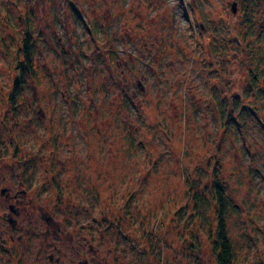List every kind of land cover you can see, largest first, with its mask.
Returning a JSON list of instances; mask_svg holds the SVG:
<instances>
[{"label": "rangeland", "instance_id": "rangeland-1", "mask_svg": "<svg viewBox=\"0 0 264 264\" xmlns=\"http://www.w3.org/2000/svg\"><path fill=\"white\" fill-rule=\"evenodd\" d=\"M28 33L35 75L11 111ZM249 34L264 50V0H0V187L27 188L28 206L13 214L0 195V264H214L217 182L237 207V264H264Z\"/></svg>", "mask_w": 264, "mask_h": 264}, {"label": "trees", "instance_id": "trees-1", "mask_svg": "<svg viewBox=\"0 0 264 264\" xmlns=\"http://www.w3.org/2000/svg\"><path fill=\"white\" fill-rule=\"evenodd\" d=\"M248 21L251 22V18H247ZM248 32V31H247ZM249 33V32H248ZM251 33V32H250ZM250 40H247V50H249L248 55H251L250 57V71L252 73L251 80L249 82V90L254 89L255 86H257V83L261 82L262 80L264 81V78H261L262 75H264V71L260 69L261 67V62L264 59V50L262 49V46L260 45L259 42L253 40L252 34H249ZM32 47V44L29 40V33L27 36L23 39V59L26 64V70L24 68L19 71V78L16 81L15 86L12 85L11 90H12V95L9 98L10 105L13 107L10 110H16V107H18L19 103V94L21 91V95L23 92V84L26 81L25 76H27V73H29V76H34L35 75V70L33 69V65L31 63V50L30 48ZM19 68V67H18ZM260 92V91H259ZM249 94V93H248ZM258 94H263L264 95V84L261 89V92ZM262 111V110H261ZM251 115L258 118L259 121L261 122V115L256 109H252L250 111ZM261 113V112H260ZM260 115V116H259ZM262 116H263V122H264V111H262ZM230 118V117H229ZM231 119V118H230ZM230 119H228L230 121ZM215 171V170H213ZM213 173V172H212ZM216 173V172H215ZM214 174V173H213ZM216 191L214 192L213 195V202H215L216 205V217H215V223L216 226L210 228V238H211V233H212V239L211 245L214 250V256H215V262L214 264H237V253L235 252L232 244V238H230V235L227 232V222L226 218L228 217V214L230 212H233L237 210L236 205L231 204L232 202H229L226 198H224V185H222L221 182H217L215 184ZM194 201L196 202V205L194 206V214H192L190 217L191 219L194 217L200 220V217H202V213L199 211V205L197 206V203L199 202L204 203L205 200L204 198H201L199 195H197L196 192L193 194ZM201 198V199H199ZM183 209L180 208L179 211H182ZM189 217V218H190ZM188 220V219H187ZM187 222V221H186ZM195 223V222H194ZM214 234V235H213ZM192 235V234H191ZM191 237V242L193 243L195 240L199 241L197 238V235H192ZM192 245V244H191ZM190 245V246H191ZM153 250L151 244H149V253L150 251Z\"/></svg>", "mask_w": 264, "mask_h": 264}, {"label": "flooded vegetation", "instance_id": "flooded-vegetation-1", "mask_svg": "<svg viewBox=\"0 0 264 264\" xmlns=\"http://www.w3.org/2000/svg\"><path fill=\"white\" fill-rule=\"evenodd\" d=\"M71 4H72V9L74 11V15L76 17L82 15V14H79V10L77 9L78 8L77 2L71 1ZM29 27H30V25H29V23H27L26 26L23 27L22 29L26 28V30H27ZM88 27L91 29V32L93 33L94 32L93 26L89 23ZM26 30H24V32H26ZM59 40H61V39H59ZM114 65H115V67L118 66L116 63ZM108 69H109V71H111V69H114L113 65L111 64ZM138 83H140V82H138ZM140 88H142V87H140ZM132 92H133V95H135V91H132ZM5 118H7V117L5 116ZM82 135H83V138H85L83 143H86V142L88 143V141L91 138V134H90L89 129L88 128L83 129ZM8 141L14 143V140L8 139ZM70 165H71L70 162L63 163L61 161L59 163V168L62 167V166H65L66 168H69ZM47 168H48L47 166H44V169H47ZM49 170L50 171H49L48 178L50 177V180L48 178H47V180L50 181L49 182L50 184L54 185V180L56 178V175L58 174L56 166L53 165V168L49 169ZM45 175H44V177H45ZM19 183H21V181ZM60 193L62 194L61 191H60ZM26 194H27V188H25V187H21L18 191H14V192L12 191V188L9 185H2L0 187V195L4 199L3 201H4L5 205L8 206V210H10V212L13 213V214H17L18 212L19 213H23L24 210H27L28 206L25 205L26 204L25 202H23V208L20 209L19 207H16L19 198L26 197ZM36 210L40 211V208L37 207ZM37 211L30 213L31 215H30V217L28 216V218H31L33 216V213H37ZM10 212L8 211V213H10ZM40 213H41V217H42V219L44 220L45 223H47L49 226L51 224H53L54 218H53L52 215H49L46 212H41V211H40ZM5 215H7V213H5ZM7 222L10 224L11 227L16 226V218L13 217V216L8 217ZM56 230H57V228L54 229L55 233H57ZM49 234H51V233H49ZM10 238L13 239V236L10 235ZM18 238L21 239V235L18 236ZM49 259L50 260L52 259V254L49 255ZM78 264H91V263L87 259H84V260L81 259V260H79Z\"/></svg>", "mask_w": 264, "mask_h": 264}, {"label": "bare ground", "instance_id": "bare-ground-1", "mask_svg": "<svg viewBox=\"0 0 264 264\" xmlns=\"http://www.w3.org/2000/svg\"><path fill=\"white\" fill-rule=\"evenodd\" d=\"M1 39V38H0Z\"/></svg>", "mask_w": 264, "mask_h": 264}]
</instances>
